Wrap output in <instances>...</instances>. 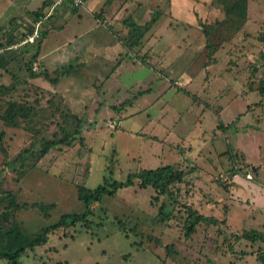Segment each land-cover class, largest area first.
Masks as SVG:
<instances>
[{"label":"rangeland","instance_id":"1","mask_svg":"<svg viewBox=\"0 0 264 264\" xmlns=\"http://www.w3.org/2000/svg\"><path fill=\"white\" fill-rule=\"evenodd\" d=\"M7 2L0 0V30L7 25L8 20L5 22L4 17L13 11ZM120 2L116 0L114 3L117 6ZM233 2L234 0H190L188 5H193V8L190 10L189 6L188 11L193 17L183 16L178 22L167 11L169 0L122 2L115 12L117 24L113 26L121 32L125 31L123 21L128 17L133 18L137 28L145 29L146 22L151 19V12L148 15L144 12L148 7L163 15L155 24L161 25L158 33L161 39H158L156 45L154 39L146 45V48L152 43L155 45V53H152V58L149 57L154 69L144 64L132 65L128 62L120 67L121 74L118 77L122 81V87L118 92L114 91V94L108 92V97L115 101L116 108L104 114L101 111V114L80 115V118L76 115L81 124L80 136H76L69 144H59L50 148L44 156L39 155L42 139L57 140L74 134L78 121L64 105L55 113L44 114L43 117L40 115L38 121H23L19 127H11L0 118V132H3L1 144L6 150V154L0 151V208L6 204L4 196L11 193L14 202L22 207L7 210L6 225L18 223L26 234H34L55 223L63 214L80 213L84 210V202L78 197L80 185L93 188L104 182L105 177H108L110 183L112 179H124L130 172L176 161L181 163L182 169H188L184 182L172 186L177 202L168 206L172 210L168 220H159L157 213L159 205L162 202L167 205L169 199L159 196L155 204H150L151 194L155 192H152L151 187L139 188L135 180L134 185L118 189L114 195H104L101 201L92 203L91 213L83 220L52 231L45 244L28 250L12 264L186 263L185 258L167 252L164 247L172 238L182 234L177 231V227L182 226L184 217L181 204L190 202L193 194L190 185H193V181H196L198 196L205 195L204 191L208 190L210 184L215 190L209 194L213 198L218 196L221 188L217 187L216 182H220L223 176L221 172L224 173L228 166L231 168L243 161L239 157L241 153L234 149L232 130L227 135L223 132L236 121L235 114L246 103L251 102L248 107L259 105L256 103L259 93L242 96L237 88L239 84L233 86L234 79L231 76L222 77L225 74L223 70L231 68L238 74L244 73L241 72L242 66L239 69L231 66L235 63L232 47L225 49L222 45L223 41L233 40L237 32L235 27L232 24L231 27L220 25L214 32L213 28L209 29V33H203L202 30L204 24L223 19L222 6L229 7ZM256 6L263 10L264 16V0L260 3L255 0L247 1L246 10L257 12ZM258 17L256 38L260 29L264 28V17ZM168 27L173 31L168 30ZM173 33L175 34L172 35ZM171 36L174 39L172 44ZM260 48L257 44L252 50L253 58H248L245 64L254 79L243 84L254 85L256 89L259 86L258 79L264 77V64L259 59ZM140 52L137 56L150 55V50ZM134 55L131 52L128 56L134 58ZM22 69L24 72L27 70L25 65ZM14 73L13 76L20 77L19 73ZM7 79L4 82L12 81V77ZM108 83L109 86L115 85ZM89 85L94 87L93 84ZM95 85L100 87L101 83ZM20 87L18 84L12 92L0 94V115L5 101L25 100L27 92ZM227 88L229 89L224 91ZM30 89L29 87L28 90ZM125 97L130 103L123 107L121 103ZM88 101L89 97L85 99L86 103ZM216 111L224 125L220 129L217 127ZM232 117L233 120L229 123ZM263 121L264 115L256 112V115L250 116L249 122L259 126L264 124ZM262 132L258 130L255 136L251 131L252 139L246 133L244 138H239L238 142L248 156L256 157L257 143L264 142ZM204 150L211 152L210 156L216 160L211 162L213 168L208 183L203 184L204 178L195 176L192 170L202 166L200 158L207 155ZM35 204L50 205L47 214L44 215ZM261 218V214L256 216L258 225H261ZM131 226L139 231L138 235L133 233ZM208 235L209 232L204 242H208L212 251L218 240L214 242V237L209 238ZM228 243L225 239V253L214 259V262H211L213 257L204 249V244L205 258L196 259L200 264L250 263L245 256L243 259H240L242 255L236 257L237 254L231 252V245ZM230 243L233 245L232 241ZM240 248L245 250L246 245H241L237 251ZM168 253L170 254L167 255ZM0 264L9 262L0 256Z\"/></svg>","mask_w":264,"mask_h":264},{"label":"crops","instance_id":"2","mask_svg":"<svg viewBox=\"0 0 264 264\" xmlns=\"http://www.w3.org/2000/svg\"><path fill=\"white\" fill-rule=\"evenodd\" d=\"M7 1L13 11L4 17L5 22L8 20L7 25L0 30V47L4 48L0 52V79H3L0 83H9V81H4L8 80L7 78L10 79L15 74V71L19 73V78L40 86L45 90H49L52 93L61 95L65 108H67L70 114L77 115L78 117L80 115L89 116L91 113L98 115L99 112L101 114V111L104 114L110 109L116 108L114 106L115 101L108 97V92L114 94V91L118 92L119 88L122 87V81L118 77L119 73L121 74L119 72L120 67L126 65L125 63L127 62L132 65L141 64L137 59L124 55L126 49L113 31L108 28L109 24L113 26L117 24L115 12L122 5V2L124 4L125 0H119L121 2L117 3V6L114 3L116 0H86L85 5L81 8H74L68 3L58 2V0ZM255 1L257 3L261 2V0ZM189 2L190 0H169L167 11L178 19L175 22L181 21L183 16L193 17L188 11L189 6L190 10L193 8V5H188ZM256 7L258 14L257 12H253V14L247 9V22L236 32L233 40L222 42L223 48L228 49L232 47L235 63L231 64V66L237 69L242 66L241 72H244L243 74H238L231 68L223 70L225 74H222V77L225 75L231 76L234 79L232 82L233 86H237V83L239 84L237 88L239 89V94L242 96H248L251 93L257 94L254 85H243L247 81H253L254 79V77L250 76V71L245 67L246 62L254 56L252 50L257 47V44L262 48V45L259 44L256 38L257 29L255 26L258 17L256 15H259L258 18L260 19L264 16L262 14L263 10L259 6ZM36 10H40L41 12V16L37 20L34 19V15L32 14ZM150 11L149 7L146 8V11H144L146 12L145 15H148ZM48 12L50 14L44 18ZM99 12H101V15H99ZM39 20H41L42 28L41 37L33 42L21 44L17 48H11L12 44L20 42L25 37L24 35L27 32L28 26H34ZM188 23L191 22L189 21ZM160 26L154 25L148 35H146L147 38L145 36L143 42L142 50H150L149 57L151 58L153 56L152 53H155V45L158 39H161L160 34H158L160 33ZM168 30L173 31L171 28ZM171 38L172 36L170 37L172 44V40L174 39ZM153 39L155 45L152 43L146 48V45H149ZM174 45L176 46V44ZM239 48L242 50L239 51ZM244 53H246V56ZM229 57L231 56L229 55ZM148 59L151 62L150 58ZM27 64H31L34 72H37L39 69H47L50 73L68 64H71L72 68L68 73L58 76L57 80L53 83L41 75L32 76L29 70L24 72L22 66L25 65L27 68ZM232 72L236 73L232 74ZM108 82L115 85L109 86ZM100 83V87H96L97 85L95 84ZM89 84H93L94 87ZM104 84L105 87H103ZM224 91L223 93H225ZM87 97H89V101L86 103L85 99ZM250 103H246L237 115L235 114V122L231 123L232 117L229 122L231 125L225 124L226 126L228 125L227 129H225L227 132L223 133L227 135L228 131L232 130L234 149L241 153L239 157L243 158V161L241 160V163L234 164L235 170L233 172L229 173L227 171L230 166L225 169L226 172H221L224 182L217 185L218 188H221L218 196L213 198L209 194L214 189V187H211V184L207 187L208 190L204 191L205 195L201 194V196H198L196 181H193V194L190 201H193L200 212L206 215H213L222 220L219 223V227L223 228L219 229V231H216L218 226L215 224H211L209 228V238L214 237V242L218 240V244L216 243L211 251L210 246L207 244L208 242H204V249L211 253L212 260L220 256L222 257V254L225 253L223 249L225 248L227 233L240 234L243 230H253V232L256 231L264 234V231L262 232L264 219V142L257 143L258 150L255 153L256 157L248 156L238 142L241 136H245V133L252 139L251 131L255 136L258 130L263 131L262 135L264 137V124H259L258 126L249 122L250 116L256 115V112L264 115V96L259 105L248 107ZM221 110L223 113V108ZM243 117L246 118L243 119ZM204 151L207 155L200 158L201 163L204 165L199 166V169L192 170L195 176H200V179L202 177L206 179V181L203 179V184L205 182L208 183L207 180L210 179L208 177H211V169L213 168L211 162H215L216 160L210 156L211 152ZM193 160L195 161L196 159L193 158ZM196 161L198 162V160ZM205 162L209 164L207 165ZM199 164L196 163V165ZM248 173L251 174V178L246 177ZM259 214L262 217L260 220L261 225H258L256 220V216ZM232 243L233 245L230 243V250L233 254H237L236 257L239 258L242 255L240 259H243V256L249 258L250 263L246 260L249 264H262L260 259L262 253L257 251V247L260 246L264 252L263 241H251L248 237H241V239L232 241ZM243 243L246 245V251L243 248L245 253L238 254L237 248L244 245ZM192 246L193 243L190 247L185 245L188 256H190L188 251L192 254L196 252L197 248ZM218 253H221V255ZM195 255V258L204 259L205 251L203 247L199 248ZM195 261L194 264L201 263L199 260Z\"/></svg>","mask_w":264,"mask_h":264},{"label":"trees","instance_id":"3","mask_svg":"<svg viewBox=\"0 0 264 264\" xmlns=\"http://www.w3.org/2000/svg\"><path fill=\"white\" fill-rule=\"evenodd\" d=\"M246 4L247 0H234L231 6H222L224 18L221 20H216L210 24H204L202 27L203 33H209V29L211 28H213L214 32V29L217 30L220 25L231 27V24L235 27L236 31H238L243 26L244 20L247 16ZM150 12L151 19L146 22L147 26L143 30L137 28L133 18L129 17L123 21V24L126 27L125 31L122 30L121 32V30H116L115 27H113V25L111 24H109L108 28L111 29L113 33H115L117 38L121 41L124 48L126 49L124 55H129V53L131 54V52H133L135 54L134 58L137 59L141 64L153 68L151 62L148 61L149 55H147V57L146 55L137 56L141 53L140 51L142 50L145 36L149 33V31H151L154 25L163 16L156 10ZM32 14L34 15L35 20H37L41 16L40 10H36L32 12ZM32 26H29L24 36L32 31ZM260 30L261 32L258 33L257 37L259 44L262 45V48H260L259 51V59L264 64V28ZM207 45L209 44L207 43ZM71 68L72 65L68 64L50 73L47 69H39L37 72H34L32 70L31 64H27V70H29L32 76L41 75L53 83L57 80L58 76L68 73ZM11 77L12 81L10 83H0V94H7L9 92H12V90H14L19 84L21 85L20 89L24 88L27 92V95L24 98L25 100L21 102L19 100L5 101V107L3 108V112L1 113L0 118L4 120V122L9 126L19 127L23 121L35 122L36 120H39L40 115L43 117L44 114L50 115L58 110H61V107L63 105V97L61 95L52 93L49 90H45L40 86L29 83L13 75ZM258 80L259 86L256 90L260 96L256 103L260 104L262 102V97L264 96V77ZM29 87L31 88L30 90H28ZM146 91H148V89H146ZM38 92H42L44 95ZM42 95L44 97H42ZM36 97H39V99ZM129 103L130 101H128V99H125L121 104L124 107ZM215 114L217 115L218 129H220V127L223 128L224 125L221 122L220 117L218 116V112L216 111ZM77 117L75 115V118L78 121ZM79 122L80 121L77 122L74 128V134L70 136L67 135L65 138H60L57 140L42 139L39 155L44 156L50 148H54L62 143L69 144L72 139L76 138V136H80L81 124H79ZM2 135L3 132H0V151L3 154H6L5 148L1 144ZM234 170L235 168L233 167L227 169L229 173L233 172ZM187 171L188 169H182L181 163L176 161L170 164L160 165L155 168H143L136 172H130L124 179H112V182L110 183L108 182V177H105L104 182L98 184L93 188H88L84 185H80L78 187V197L84 202V210H82L80 213L63 214L55 223L49 224L31 235L24 233L18 223L6 225V223L8 222L7 210L11 208L18 209L22 207V205L14 202V196L9 193L3 198V200L6 201V204H4L2 208H0V256L2 258H5L9 262V264H12L15 260H18L24 253H27L28 250H34L37 246L45 244L48 240L49 233H51L52 231L61 226L74 225L78 221L83 220L88 214L91 213L92 203L101 201L104 195H114L118 189L134 185L135 180H137V185L139 188L143 189L151 187L152 192H155V194H151L152 196L150 204H155L158 201L159 196L169 199V203H167V205L164 202L159 205L157 213V215H159V220H168L172 214V210L168 206L177 202V198L171 190L172 186L183 183ZM223 182L224 180H222L221 178L220 182H216V184H222ZM190 186L193 188L192 184ZM35 205L44 212V215L47 214V208L50 206L42 204ZM181 206L184 208V217L182 226L177 227V231H180L182 234L180 236L172 238V240L164 245V247L167 252H173L176 254V256L180 255L185 258L187 260L185 264H194V262H196L195 260H197L195 258V253L199 250V248L201 249L203 247L205 236H207L209 228L211 227L210 225L215 224L216 226H218L216 231H219V229L223 228L219 227V223L222 222V220H219L213 215H206L200 212L193 201L185 202L184 204H181ZM130 229L134 234H139V231H137L133 226H131ZM171 230H173L174 232L176 231L175 228H171ZM241 237H248V239H250L251 241L258 240L264 242V234L258 233L256 231L253 232V230H243L240 234L227 233L226 235V239L229 242L228 244H230V241H237L238 239H241ZM192 243V247L195 246L197 249L193 254L188 251L190 255L188 256L186 253L187 251L185 245L190 247ZM238 251L239 253H245L243 249H239ZM257 251H262L260 246L257 247ZM170 253H168L167 255H169ZM210 260L211 262H213L212 258Z\"/></svg>","mask_w":264,"mask_h":264},{"label":"built area","instance_id":"4","mask_svg":"<svg viewBox=\"0 0 264 264\" xmlns=\"http://www.w3.org/2000/svg\"><path fill=\"white\" fill-rule=\"evenodd\" d=\"M85 1L86 0H58V2H66L69 5H71L74 8H81L85 5ZM50 14V12H48L44 18H46L48 15ZM41 20L37 21L34 26L32 31L27 34L20 42L12 44L11 48H17L18 46H20L21 44L27 43V42H33L34 40H37L41 37V33H42V28H41ZM3 47H0V52L3 50ZM247 178H251V174L248 173L246 174ZM263 227H264V219H263ZM264 243V242H263ZM264 249V248H263Z\"/></svg>","mask_w":264,"mask_h":264},{"label":"water","instance_id":"5","mask_svg":"<svg viewBox=\"0 0 264 264\" xmlns=\"http://www.w3.org/2000/svg\"><path fill=\"white\" fill-rule=\"evenodd\" d=\"M260 259H261V263L264 264V257L262 254L260 255Z\"/></svg>","mask_w":264,"mask_h":264}]
</instances>
